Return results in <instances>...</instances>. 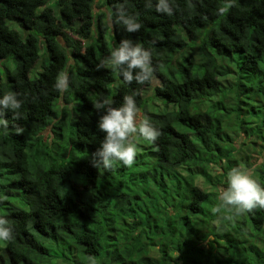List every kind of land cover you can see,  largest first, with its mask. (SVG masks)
I'll return each mask as SVG.
<instances>
[{
    "label": "trees",
    "instance_id": "16d2710c",
    "mask_svg": "<svg viewBox=\"0 0 264 264\" xmlns=\"http://www.w3.org/2000/svg\"><path fill=\"white\" fill-rule=\"evenodd\" d=\"M49 1L0 0V96L22 101L0 135V217L14 230L0 264H264V209L213 212L233 167L264 186V0H168L171 16L156 0ZM124 39L151 53L162 106L140 109L160 136L136 141L131 167H94L93 102L119 107L149 85L97 70ZM247 115L261 150L237 140Z\"/></svg>",
    "mask_w": 264,
    "mask_h": 264
},
{
    "label": "clouds",
    "instance_id": "9594fccd",
    "mask_svg": "<svg viewBox=\"0 0 264 264\" xmlns=\"http://www.w3.org/2000/svg\"><path fill=\"white\" fill-rule=\"evenodd\" d=\"M230 6V3H226L219 12L221 14L226 12ZM155 10L169 16L173 13L168 0H156ZM115 15V23L121 24L127 33L138 32L142 27L136 18L122 13L121 9H117ZM112 17L113 13L108 12L110 23ZM104 66L116 71L128 85L133 82L138 85L149 84L142 88L138 100L135 91L124 95L119 107L113 106L114 100L111 98L96 99L92 104L95 111L100 113L97 128L104 134L99 148L93 154V166L110 169L115 163H122L123 166L131 167L137 155L136 141L139 139L154 143L160 136V131L150 123L149 118L140 109L147 107L151 110L153 106H162L154 96L153 88L159 84L154 78L151 53L140 43L124 39L113 48L104 62L97 65V70ZM54 88L61 95L68 91L69 75L66 71H61L57 75ZM21 106L22 101L15 93L0 96V135L7 134L6 112L11 111L14 117L19 118ZM48 131L49 128L41 133L45 135ZM242 134L241 130L237 136L239 142H243ZM226 185L218 189L220 204L213 208V212L219 213L221 208H226L238 216L252 212L256 208L264 209V186L252 178V169L233 167L227 173ZM13 239V228L9 226L7 219L0 217V241L10 242ZM91 260L92 264H95V258Z\"/></svg>",
    "mask_w": 264,
    "mask_h": 264
},
{
    "label": "rangeland",
    "instance_id": "374dc122",
    "mask_svg": "<svg viewBox=\"0 0 264 264\" xmlns=\"http://www.w3.org/2000/svg\"><path fill=\"white\" fill-rule=\"evenodd\" d=\"M53 0H51L50 1V5L53 7ZM104 7V6H103ZM112 8L114 9V8H116V4L114 3L113 5H112ZM101 11H103V12H106V8L104 9V8H102L101 9ZM54 26H56V23L54 24ZM69 35L71 36V37H73V39H76L75 37H74V35H72V34H70L69 33ZM149 93H150V91H149ZM148 93V94H149ZM249 116L250 115H247V116H245V123L243 124V134H242V137H243V141H244V143L246 144V145H248L249 147H251V148H253V149H258V150H261V147H262V142H261V140H259V139H256V135H250V133L251 132H253V129L255 130L258 126H259V124H258V122H257V120H256V118L255 117H253L254 119H253V122L250 124L249 122H248V119H249ZM256 156V155H255Z\"/></svg>",
    "mask_w": 264,
    "mask_h": 264
}]
</instances>
